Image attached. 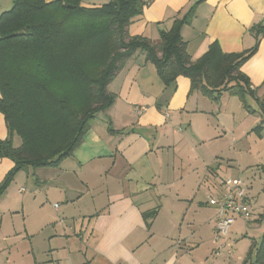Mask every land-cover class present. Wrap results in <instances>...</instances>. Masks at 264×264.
Returning a JSON list of instances; mask_svg holds the SVG:
<instances>
[{"label": "crops", "instance_id": "obj_1", "mask_svg": "<svg viewBox=\"0 0 264 264\" xmlns=\"http://www.w3.org/2000/svg\"><path fill=\"white\" fill-rule=\"evenodd\" d=\"M10 1L0 0V15ZM145 1L143 14L129 26L130 34L159 43L161 30L193 9L182 37L194 60L214 42L227 53L250 49L258 26L264 25V0ZM259 36L258 49L241 69L261 98L264 30ZM137 53L109 85L116 94L114 104L103 117L98 113L93 119L74 155L49 169L51 176L36 180L34 190L59 204L54 215L41 217V240L33 258L16 263L8 258L0 264H253L254 257L246 258L264 235V212L254 213L252 185L258 169L264 175V115L257 96L247 97L256 111L251 113L236 95L212 99L191 92L185 76L167 86L154 64ZM136 107L146 109L138 114ZM258 125L261 130L255 129ZM7 136L0 112V141ZM231 155L240 172L254 171L251 178L232 175ZM13 166L10 158H0V182ZM230 177L243 179L253 214L249 221L259 224L262 236L246 244L245 255L208 262L218 246V209L209 201L221 193V181ZM6 195L0 198V208ZM22 205L24 212L25 202ZM155 209L152 217L145 216ZM24 226L29 235L26 220ZM16 232L12 222L8 234L2 230V241L15 240Z\"/></svg>", "mask_w": 264, "mask_h": 264}, {"label": "trees", "instance_id": "obj_2", "mask_svg": "<svg viewBox=\"0 0 264 264\" xmlns=\"http://www.w3.org/2000/svg\"><path fill=\"white\" fill-rule=\"evenodd\" d=\"M148 1L111 0L83 6L82 0H14L0 15V112L8 136L0 141V158L14 166L0 182V198L19 171L59 167L83 143L98 113L107 111L116 94L110 83L138 51L154 64L165 85L179 76L190 79L191 92L218 99L238 96L246 109L257 96L242 65L258 49L227 53L217 42L198 59H192L182 37L193 9L161 30L160 42L131 35L129 26L141 17ZM264 115V96L258 97ZM109 131L114 133L111 121ZM258 125L255 129L261 130ZM14 134L20 138L15 145ZM157 210L146 213L152 217ZM264 264V235L253 243L246 259Z\"/></svg>", "mask_w": 264, "mask_h": 264}, {"label": "rangeland", "instance_id": "obj_3", "mask_svg": "<svg viewBox=\"0 0 264 264\" xmlns=\"http://www.w3.org/2000/svg\"><path fill=\"white\" fill-rule=\"evenodd\" d=\"M111 0H82L83 6H99L105 3L110 2ZM14 4V0L9 2V5L5 7L6 11L10 10ZM138 53H135L133 56H137ZM254 107L258 108V105L253 104ZM105 111L100 112L99 115L103 117ZM254 125L253 127H255ZM252 127V128H253ZM14 143L18 145L20 143V138L18 135L14 134ZM230 163L232 166V175L242 176L244 178H251L250 175L254 173V171H249V169L245 170V172L239 169L238 163L234 155H231ZM53 168V167H52ZM50 167H39L32 168L29 170H21L18 172L16 177L11 182L8 187L6 193L8 195L2 200L1 204V212L0 210V262H6L8 258L14 263L20 261L28 262L29 259L33 258V253L35 250V245L41 240V236L38 232H40L39 226L41 225V217L42 215L51 216L54 215L56 211L55 203L46 200V198L39 194L38 191H35L34 188L37 185L36 180L38 178H46L51 176L53 173ZM226 169V165L223 164L222 170ZM254 175L253 179V193L255 194V201L257 203L256 211L254 213L256 216L264 212V175L261 173L262 170ZM243 172V173H242ZM225 176V175H224ZM241 178V177H240ZM204 184V183H203ZM13 187V188H11ZM23 187L24 190L19 192V188ZM5 193V194H6ZM22 202H25V211H22ZM59 204V203H57ZM262 208V209H261ZM5 211V214H4ZM4 215L3 225H1V219ZM241 216H236V219ZM242 219H238V222H235L231 227V232L229 236L224 239L225 242L235 241L233 246L234 254L233 256H237L244 254L247 249L246 244L251 243L254 238L256 240H260L262 236V231L259 228V224L256 222H247L243 217ZM25 220L27 226L31 233L29 235L25 231ZM216 220V219H215ZM12 222L16 224L17 232L14 235L18 237L15 240H11L9 242L2 241V230L8 234L9 230H12ZM264 223V221H263ZM21 228V229H20ZM22 230V231H21ZM13 235V234H11ZM25 238V239H23ZM32 238V239H31ZM26 241L25 243H18L19 241ZM238 252V253H237ZM245 255V254H244ZM232 257V256H231ZM208 262L213 261L212 259H220L223 260L225 258H230L229 256H215L210 255L208 257ZM248 264H252L250 261Z\"/></svg>", "mask_w": 264, "mask_h": 264}, {"label": "built area", "instance_id": "obj_4", "mask_svg": "<svg viewBox=\"0 0 264 264\" xmlns=\"http://www.w3.org/2000/svg\"><path fill=\"white\" fill-rule=\"evenodd\" d=\"M146 108L136 107V113L141 114ZM221 193L211 197L209 203L217 207L218 212L215 220V239L218 246L215 250L216 256H232L235 241L225 242L236 216L243 217L247 222L252 217V211L248 202L247 189L240 177H230L221 181ZM24 188H21L23 191ZM58 204H55L57 207Z\"/></svg>", "mask_w": 264, "mask_h": 264}]
</instances>
